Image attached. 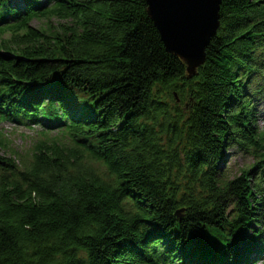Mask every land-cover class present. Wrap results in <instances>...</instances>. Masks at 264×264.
Segmentation results:
<instances>
[{
    "label": "trees",
    "instance_id": "1",
    "mask_svg": "<svg viewBox=\"0 0 264 264\" xmlns=\"http://www.w3.org/2000/svg\"><path fill=\"white\" fill-rule=\"evenodd\" d=\"M38 1L0 0L17 15L0 26V77L8 113L11 100L45 104L62 130L25 158L0 136V264H251L259 165L232 176L226 160L236 149L264 163L246 101L264 66V0H222L193 75L145 0ZM51 17L56 32L33 27Z\"/></svg>",
    "mask_w": 264,
    "mask_h": 264
},
{
    "label": "water",
    "instance_id": "2",
    "mask_svg": "<svg viewBox=\"0 0 264 264\" xmlns=\"http://www.w3.org/2000/svg\"><path fill=\"white\" fill-rule=\"evenodd\" d=\"M166 51L190 75L205 62V50L220 29L222 0H145Z\"/></svg>",
    "mask_w": 264,
    "mask_h": 264
},
{
    "label": "rangeland",
    "instance_id": "3",
    "mask_svg": "<svg viewBox=\"0 0 264 264\" xmlns=\"http://www.w3.org/2000/svg\"><path fill=\"white\" fill-rule=\"evenodd\" d=\"M59 25L60 24L57 22V20H55L52 17L50 19L37 20V21H34L33 23V27L36 30L40 32L44 31L49 34L56 32L59 28ZM256 124L257 126L260 127L262 131H264V102L263 103L261 102L257 107ZM0 132L2 134L10 135V139H9L10 149H9V152L7 153L17 154L20 157L28 155L30 152V147H31L30 145L40 139V136H39L40 133L38 131H32L29 128H25V127L16 128L15 126L11 124H7V123L0 125ZM2 155H4V153H2ZM226 161H227L226 162L227 167L231 166L232 168H234L233 169L234 174H232V176L237 175L240 169H242L246 165L248 166L249 164L251 165L255 163V161L251 157H248V156L242 157L236 149H231L229 151V156L227 157ZM165 246L166 244L164 241V246H162V248H164ZM160 248H161V245H160Z\"/></svg>",
    "mask_w": 264,
    "mask_h": 264
}]
</instances>
